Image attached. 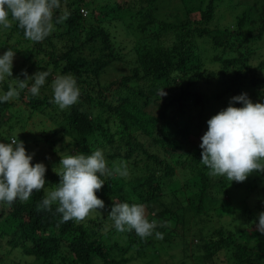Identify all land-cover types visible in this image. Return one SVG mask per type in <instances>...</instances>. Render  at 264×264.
Returning <instances> with one entry per match:
<instances>
[{"label": "trees", "instance_id": "16d2710c", "mask_svg": "<svg viewBox=\"0 0 264 264\" xmlns=\"http://www.w3.org/2000/svg\"><path fill=\"white\" fill-rule=\"evenodd\" d=\"M60 3L54 31L42 42L27 40L16 23L9 29L0 26V55L11 49L21 57L18 65L13 63V76L0 82V95L9 84L15 86L13 79H24L22 70L29 76L49 72L38 95L25 88L18 99L0 102V142L18 137L27 153H34L33 165L42 162L47 169L45 188L28 201L0 204V264L7 259L12 264H128L131 246L143 253L147 246L156 250L159 244L186 240L187 231L178 228L193 229L204 216L213 219L212 212L232 221L235 213L252 212L245 200L233 204L230 191L257 189L264 185V173L230 183L209 175L200 162L197 140L216 112H204L211 98L199 86L220 84L214 97L221 109L244 92L253 103H264V0ZM65 11L67 20L56 24ZM222 18L228 23L221 27ZM115 63L125 71L106 79ZM215 64L218 68L211 69ZM65 74L74 76L81 95L60 110L50 103L51 82ZM162 90L166 95L161 97ZM97 149L109 168L126 162L128 169L125 177H101L105 184L96 195L104 209L80 223L61 222L55 204L51 211L38 212L45 192L59 183L54 171L60 156ZM113 202L143 204L149 221H158L153 235L142 240L134 231L118 232L108 218ZM164 222L167 226H159ZM218 222L210 240L205 231L196 235L205 253L231 249L237 264H264V234L255 231L253 238L238 241V230ZM157 231L163 239L155 237Z\"/></svg>", "mask_w": 264, "mask_h": 264}, {"label": "clouds", "instance_id": "9594fccd", "mask_svg": "<svg viewBox=\"0 0 264 264\" xmlns=\"http://www.w3.org/2000/svg\"><path fill=\"white\" fill-rule=\"evenodd\" d=\"M61 7L60 0H0V26L9 29L16 23L27 40L42 42L54 31V10ZM65 11L56 18V24L68 18ZM14 51L8 49L0 55V82L13 76ZM0 95V102L18 99L20 91L28 88L33 96L39 94L49 72L38 71L29 76L22 70ZM29 82L31 86L29 87ZM54 103L60 110L70 108L81 95L77 81L71 74L57 75L51 82ZM166 93L162 90V96ZM241 103L242 107H234ZM207 131L199 145L201 164L209 169V175L226 177L231 182L242 183L253 172L264 173V103H253L246 93L232 97L229 106L207 120ZM33 154H28L23 141L13 136L10 142H0V204L9 206L16 200L26 202L34 191L45 188L46 166L42 162L33 165ZM54 171V169H53ZM59 183L47 190L36 210H52L61 214V222L84 221L92 212L104 209V201L96 195L105 184L102 176L128 175L126 162L113 164L111 168L102 150L91 154L60 156L59 169L54 171ZM108 218L118 232H132L142 240L153 235L158 221H149L143 204L113 202ZM255 223V222H254ZM167 226V222L159 224ZM256 231L264 234V212L258 214ZM157 239L163 233L155 232Z\"/></svg>", "mask_w": 264, "mask_h": 264}, {"label": "rangeland", "instance_id": "374dc122", "mask_svg": "<svg viewBox=\"0 0 264 264\" xmlns=\"http://www.w3.org/2000/svg\"><path fill=\"white\" fill-rule=\"evenodd\" d=\"M220 7H223L222 5ZM227 9L230 6L227 4ZM220 15V14H219ZM193 19L198 17L197 15L193 14ZM228 22L223 18L220 20V26L226 25ZM120 29V28H119ZM116 30L113 28V32ZM118 33V32H117ZM264 46V43L261 44ZM21 57L15 53V57L13 63L18 65L20 62ZM116 69H110L108 73L105 75L106 79H111L116 75L124 72L125 70L122 69V63H115ZM211 69H217L218 65L215 64L210 66ZM221 89V86L216 81L204 82L199 86V90L203 91L205 95H208L211 100L204 112H216V114L222 110L221 107L218 105L217 99L214 95ZM248 94L247 92H244ZM196 151L200 153L202 150L200 149L199 145L201 143L200 140H197ZM181 171V170H180ZM178 176V173H177ZM176 176V177H177ZM259 179V176H257ZM247 181V180H246ZM259 181V180H258ZM182 183V182H181ZM180 183V184H181ZM258 183H262L261 181ZM264 185H260L257 189L253 191L247 192L246 188H232L230 194L233 196L232 202L233 204L236 202H242L243 200L246 201V204L249 205L248 209H252V212L242 213L239 216V213H235L232 221V216H223L221 219L217 216L215 212L214 218L211 219L208 216L206 220L202 222L200 218H204L203 215L195 217V222L197 223L199 220L198 226H194L193 229L191 228H183L180 226L179 230L187 231L188 236L186 240L176 239L172 242L171 245L169 244H159L156 247V250L153 245L145 247L142 251L143 253L137 250V245L131 246L129 252L126 256L132 258L128 261V264H237L233 257V251L231 249H223L219 250L218 252L214 253H205L206 251L199 247L198 239L199 236H205L203 231L206 233V239L210 240L213 228L218 227L219 224L218 220H222L223 224L225 225L226 229L238 230L237 240H247L253 238L255 231H256V224H258V214L260 212H264V197L261 194ZM249 194V197H248ZM261 198L260 202L258 199ZM255 203H258L255 205ZM236 207V206H235ZM255 222V223H254ZM252 226V228L248 229V227ZM202 229V230H201ZM234 230V231H235ZM257 232V231H256ZM199 235V236H195ZM217 239V237H216ZM200 240V239H199ZM198 245V246H197ZM197 247V249H196ZM202 249V250H201ZM201 254V255H199ZM24 259V258H23ZM7 264H12L10 259H7Z\"/></svg>", "mask_w": 264, "mask_h": 264}, {"label": "built area", "instance_id": "2783aa9c", "mask_svg": "<svg viewBox=\"0 0 264 264\" xmlns=\"http://www.w3.org/2000/svg\"><path fill=\"white\" fill-rule=\"evenodd\" d=\"M81 12H82V14H84V15L87 14V10H86L85 8H82V9H81Z\"/></svg>", "mask_w": 264, "mask_h": 264}]
</instances>
